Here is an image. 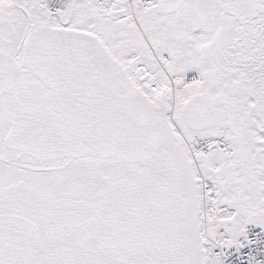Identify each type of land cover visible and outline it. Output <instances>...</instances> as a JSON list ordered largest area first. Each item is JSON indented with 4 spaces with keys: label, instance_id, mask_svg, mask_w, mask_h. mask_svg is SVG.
<instances>
[{
    "label": "snow or ice",
    "instance_id": "6c2138e0",
    "mask_svg": "<svg viewBox=\"0 0 264 264\" xmlns=\"http://www.w3.org/2000/svg\"><path fill=\"white\" fill-rule=\"evenodd\" d=\"M0 264H264V0H0Z\"/></svg>",
    "mask_w": 264,
    "mask_h": 264
}]
</instances>
